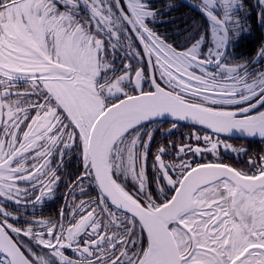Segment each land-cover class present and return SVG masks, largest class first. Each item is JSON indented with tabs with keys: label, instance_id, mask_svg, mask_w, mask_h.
I'll return each instance as SVG.
<instances>
[{
	"label": "snow or ice",
	"instance_id": "snow-or-ice-1",
	"mask_svg": "<svg viewBox=\"0 0 264 264\" xmlns=\"http://www.w3.org/2000/svg\"><path fill=\"white\" fill-rule=\"evenodd\" d=\"M194 6L211 27L206 54L207 35L178 48L150 29L147 0H0V264H264V156L249 171L193 164L187 153L218 147L194 134L203 148L183 144L179 163H166L160 147L157 188L147 180L155 130L144 124L154 118L264 138V72L225 63L242 31L241 0ZM122 39L142 66L108 59ZM73 150L84 169L77 183L94 178L98 200L75 205L67 224L10 222L19 206L53 196Z\"/></svg>",
	"mask_w": 264,
	"mask_h": 264
},
{
	"label": "flooded vegetation",
	"instance_id": "flooded-vegetation-1",
	"mask_svg": "<svg viewBox=\"0 0 264 264\" xmlns=\"http://www.w3.org/2000/svg\"><path fill=\"white\" fill-rule=\"evenodd\" d=\"M181 2L189 6L198 14V16H195L194 23H198L199 26H201L202 23V27H199L198 31L195 33V37L198 38L197 33L200 35H207L206 44L202 48V52L206 54L207 48L211 46V27L206 18L201 15L198 8L194 6L199 3V0H181ZM147 3L149 5L150 0H147ZM241 3L242 7L235 12L234 18L241 21L242 31L228 43L225 63L230 66L247 63V70L250 73L258 74L264 72V57L259 56L260 49L264 47V20H262V15H264V4H262L260 0H241ZM186 19V13L183 12L182 22ZM161 21L162 19L149 17L147 18L146 23L147 26L158 35L157 30H155L151 24L152 22L160 23ZM129 42L130 41H124L122 39V43L116 46L115 52H113L111 48L108 49V59H114V64L117 69H122L124 63H130L133 67L142 66L138 63V58L129 54L131 51L127 48ZM192 42H194V40ZM185 45L186 43H184L183 47ZM135 50L142 51V46L139 45L138 41L135 42ZM209 67L214 69L215 66L212 65ZM145 71L146 74L149 76L151 75V72H149L147 67H145ZM156 75L158 76L159 73L157 72ZM159 82L162 86L166 87V85L163 84V81ZM144 86L145 88H149L150 84L145 82ZM20 87L21 90H23L27 85H21ZM173 123H175V127H173ZM144 130H155L150 145L148 168L146 171L147 180L151 190L157 188L155 180L156 174L152 168L153 156L157 153V150L160 147H167L169 154L163 157L165 162L179 163V160L176 157V152L181 145L191 144L193 148L196 146L203 148L205 146L203 139L200 141L195 140L194 134H198L201 137L204 135L210 136L213 141H218V147L215 153L203 152L202 154H197L195 156L190 152L187 153V155L184 156V159L193 162V164L219 162L238 170L249 171V161H259V158L264 156V139H245L223 136L214 134L197 126L176 123L168 120H153L151 122H145ZM141 135L143 136V130ZM143 139L147 141L146 136L143 137ZM172 145H176V148H172ZM208 147H210V145ZM56 163L57 161L54 160L53 167H56ZM251 170L255 171V169ZM83 172L84 169L82 167L79 152L76 150L70 151L68 155L64 157V164L59 168L57 173L60 175L61 179L55 186L53 196L46 197L43 203L33 204L32 202H29L27 207L22 205L19 206L16 208V216L19 217V219L10 222H14L20 227H27L28 224L26 222L36 220H63V222L67 224L73 219V214L77 212L75 205L80 204L81 201L88 202L98 200L100 196V190L94 178L85 177L82 183H77L78 177H81ZM125 184L129 189L133 188V181L131 178L125 181ZM14 207L16 206L10 205L9 210H12ZM62 213L63 216L61 215ZM76 219H79L78 215H76ZM24 239L26 240L27 238ZM65 254L71 258L76 257V254L71 250H65Z\"/></svg>",
	"mask_w": 264,
	"mask_h": 264
},
{
	"label": "trees",
	"instance_id": "trees-1",
	"mask_svg": "<svg viewBox=\"0 0 264 264\" xmlns=\"http://www.w3.org/2000/svg\"><path fill=\"white\" fill-rule=\"evenodd\" d=\"M149 7L156 13L154 19H162L160 23L152 22L151 26L157 30L162 39L179 48H182L184 43L189 44V41H193L195 33L199 27H202V23L201 26L194 23L195 16H198L196 11L181 0H150ZM183 12L187 16L184 22H182Z\"/></svg>",
	"mask_w": 264,
	"mask_h": 264
},
{
	"label": "water",
	"instance_id": "water-1",
	"mask_svg": "<svg viewBox=\"0 0 264 264\" xmlns=\"http://www.w3.org/2000/svg\"><path fill=\"white\" fill-rule=\"evenodd\" d=\"M154 120H168V121H173V122H176V123L193 125V126H197V127H200V128H203V129H205L207 131L212 132L210 129L206 128L205 126H202V125L193 123L190 119L189 120H176L173 117L164 116V117H161V118H154ZM219 135L236 137V138H245V139H264V138H261L259 135H256V136H248L246 134H242V133L237 132V131H234L232 133H221Z\"/></svg>",
	"mask_w": 264,
	"mask_h": 264
}]
</instances>
